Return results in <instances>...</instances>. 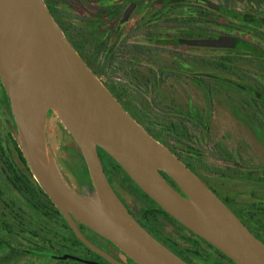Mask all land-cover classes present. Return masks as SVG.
Instances as JSON below:
<instances>
[{
    "label": "rangeland",
    "instance_id": "1",
    "mask_svg": "<svg viewBox=\"0 0 264 264\" xmlns=\"http://www.w3.org/2000/svg\"><path fill=\"white\" fill-rule=\"evenodd\" d=\"M159 3H164V0H101L98 5L72 0L69 4L73 12L70 21L76 27V32L82 35L86 33L81 27H84L88 19L93 25L90 28L91 34H104L109 39L107 49L99 52L90 69L98 74L103 84L116 87L117 92L124 95V102L132 113L140 115L141 112L150 120H159L167 126L170 133V127H173V133L168 138L164 137L169 146L177 145L180 149H185V153L194 158L200 167L207 163L213 169L219 165L226 170L232 169L229 175L231 178L217 182L216 175L213 174L214 180L211 181L216 187L229 190L231 199L234 194L239 193L244 202L252 194L258 198V203L264 204V100L257 95V100L253 103L249 93L250 86L255 83L259 93L264 95V0H176L171 3L174 7L171 11L156 17L160 21H169V24H155L158 29L150 28L153 34L151 36L144 25L151 26L149 22L153 19L148 18V11H152ZM258 3L262 5L261 8ZM177 5L182 6L176 9ZM116 7H121L122 13L117 17L116 30L112 36H108L103 32L96 13L106 9L111 11ZM199 9L204 13L200 15ZM232 10H237L240 14L249 13L263 21L250 22L242 17L237 18L228 12ZM144 17L146 20L141 22ZM192 19L196 21L197 27L204 28L203 37L193 34L182 38L191 40L226 35L245 41L259 50L257 54L247 52L241 42L232 48H214L175 44L159 37L161 33L162 36L170 33L179 35L181 30L177 25H183L184 21L186 23L183 29L191 31ZM138 26L142 30L134 33L139 29ZM94 42L93 49L99 45L97 40ZM225 59H230L232 63L222 69L219 63ZM152 67H164L165 73L163 87L156 89L161 95L155 102H152L155 97V92H152L154 87L149 88V92L141 97L138 88L132 85L135 80L143 81L140 78L141 72L146 74ZM183 67H194L190 76L199 72L195 69L206 67L205 72L209 78H204L205 83L198 85L192 82L193 79L183 75L186 72ZM217 73L225 80L221 82V86H218V82L214 83L217 80L212 78ZM209 85L215 86L211 93ZM238 87L240 92L237 91ZM9 104V95L0 78V240L5 246L0 249V254L8 250L21 251L22 255L10 264L55 263L61 254L92 258L84 247L76 243L64 219L57 215L55 218H47L44 212L31 204L22 184L28 175L26 168L11 142L12 130L1 115V109ZM255 115L258 123L256 130ZM144 122L146 128L154 134L161 131L159 127L148 125L146 120ZM46 140L49 155L62 180L73 191L88 196L93 191V184L81 150L52 111L47 119ZM222 158L235 160L236 165L232 167L223 163L220 160ZM122 173L119 169L111 168L113 182L123 203L155 238L189 264H233L174 218L162 212L132 180L126 176L123 180L125 174ZM37 199L40 203L43 201L40 196ZM151 207L160 212V225H155L143 216V211ZM45 209L50 213L55 206L49 202ZM52 214L54 215L53 212ZM11 215L19 216H15L17 222L11 219ZM13 228L22 235L31 231L40 240L36 238L32 240V244H28L22 237L20 240L23 241L15 243L10 238ZM82 230L95 243L105 245V241L95 235L94 231L85 226Z\"/></svg>",
    "mask_w": 264,
    "mask_h": 264
},
{
    "label": "water",
    "instance_id": "2",
    "mask_svg": "<svg viewBox=\"0 0 264 264\" xmlns=\"http://www.w3.org/2000/svg\"><path fill=\"white\" fill-rule=\"evenodd\" d=\"M180 42L232 48L236 38L224 35ZM0 78L10 99L13 134L34 179L91 251L111 264H123L85 238L76 220L136 264H189L129 212L108 180L100 148L168 215L235 264H264V243L180 158L126 112L69 42L45 0H0ZM51 111L81 150L93 184L88 196L70 189L53 165L46 140Z\"/></svg>",
    "mask_w": 264,
    "mask_h": 264
},
{
    "label": "flooded vegetation",
    "instance_id": "3",
    "mask_svg": "<svg viewBox=\"0 0 264 264\" xmlns=\"http://www.w3.org/2000/svg\"><path fill=\"white\" fill-rule=\"evenodd\" d=\"M155 24H157L158 26H162V24L159 23V20H157V22H155L153 25L151 26H148L146 25V27H149V28H153V27H157L155 26ZM145 27V25H144ZM145 27V28H146ZM158 29V27H157ZM160 29V27H159ZM157 37V35H156ZM160 37V36H159ZM167 37H169L170 39H167ZM163 41L165 42H170V43H179V44H183L180 42V40H188L187 38H180V37H177L176 34H167V35H164L163 36L161 35V37ZM202 39V38H201ZM237 40L238 38L236 39V43H237ZM236 46V45H235ZM259 50V49H258ZM257 54V49H255L254 51V54ZM159 55L156 54V57H158ZM159 60V59H158ZM153 68V69H152ZM146 74L141 72L140 74V78H143V81L142 79L140 80H135V82L133 81L132 85H134V87L138 88V91L139 93H141V97H143V95L147 94L149 92V88L151 87H154L155 89L152 91V92H155V97H153L152 99V102H155L156 100L159 99L160 97V91L156 89H159L161 87H163V82H165V79L163 78V74L165 75V73H163V68L164 67H157L156 69H154V67H152ZM186 69V72L185 75L186 77H190L192 80V82L198 84V85H202L203 83H205V80L204 78H209L207 75H206V72H205V69L206 67H200L199 69H195V71H199L197 72V74L195 75H191L190 76V72L192 73V70L194 69V67H183ZM222 69H224V67H221ZM95 75L99 78L98 74L93 70L91 69ZM204 70V72H203ZM194 71V70H193ZM208 71V67H207V70ZM182 72V71H181ZM189 72V73H188ZM183 73V72H182ZM219 75V73L217 74H214L215 77H212V78H215L217 81L214 82V83H217L218 82V86H221V82H224L225 80L223 78H221ZM193 77V78H192ZM220 78V79H219ZM208 82V81H206ZM104 85L108 88V90L115 96V98L121 103V105L123 106V108L126 110V112L136 120L137 123H139L141 126H143V128L152 136L154 137L156 140H158L159 142H161L162 144H164L167 148H169L178 158H180L182 160V162H184L188 168H190V170H192L211 190H213L217 196L223 200L226 205L242 220V222L248 227V229L259 239L261 240L263 243H264V204H260L258 203V198L255 196V195H252L250 194V196L248 197L247 201H241V197H240V194L237 193V194H234V197L233 199L230 198V191L227 190L226 188L224 187H216L215 185L212 184L211 181L214 180V176L213 174L216 175V179H217V182L218 180H226L227 178H231L229 175H230V171H233L232 169L231 170H226V168L224 166H216V169H213L212 167H209L208 164H204L203 166H198L197 162L194 160V158H192L189 154L185 153V149H180L177 145H173V146H169L165 140H164V137L165 138H168L170 136V134L173 133L174 131V128L173 127H170V131L171 133L169 132L167 126L164 124V123H161L159 122V120L157 121H154L155 119L153 120H150L149 117L147 116H144L141 114L140 112V115H136L134 113H132V111L129 110V108L126 106L125 102H124V95H121L119 92H117L116 90V87H113V86H108L107 84L104 83ZM256 84L254 83V86H250V89H249V93H250V98L251 100H254L253 103H255L257 100V95L260 96V99H263L264 100V95L260 94L259 92V89L256 88ZM210 87V90H209V93H211V90L213 91V87H215L214 85H209ZM237 91L240 92V88L238 87L237 88ZM143 94V95H142ZM250 100V101H251ZM251 104V103H250ZM11 108V106H10ZM11 113V116H12V119H13V124H14V127H15V122H14V117L12 115V112L10 111ZM2 115V114H1ZM3 116V115H2ZM140 116V118H139ZM8 123V121H10L8 118H5ZM255 119H256V124H255V130L258 129L257 128V117L255 115ZM144 120L147 121V124L148 125H153V126H156V127H159L161 129V131H159L158 134H154L151 130H149L148 128H146V122H144ZM155 122H158V123H155ZM9 124V123H8ZM163 125V126H161ZM20 147V146H19ZM102 149L99 148V156H100V159L102 161V164H103V168H104V171L108 177V180L110 181V184L111 186L113 187L115 193L118 195V197L122 200L121 198V194L120 192L117 190L116 188V185H115V182H113V179H112V174H111V168L112 169H118L116 167V165L113 163L112 159H110L108 156L104 155L103 152L101 151ZM24 155V154H23ZM25 157V156H24ZM20 158V157H19ZM21 160V158H20ZM26 160V159H25ZM223 163H226L228 165H231L232 167H234L236 164L235 160L233 161H229V160H224V158L220 159ZM27 162V161H26ZM21 163L23 164V166L26 168V171H27V176H25L24 180L25 181H32V172L29 168V165L28 167L25 165V163L21 160ZM29 168V169H28ZM115 173V171H113ZM122 173V171H121ZM123 174V173H122ZM124 177H122V179L124 180L126 177V175H123ZM164 176L166 177V179L168 180V182L178 191L181 192L180 188L178 187V185L173 181V179H171L169 176H167L166 174H164ZM34 178V177H33ZM20 179V178H19ZM118 179V178H117ZM121 179V180H122ZM120 180V179H119ZM120 180V181H121ZM36 181V180H35ZM126 182V181H125ZM23 184V183H22ZM24 185V184H23ZM39 185V184H38ZM24 188H25V191L28 192L27 190V187L24 185ZM28 196H29V200L31 202V204L35 205L36 209L37 210H40L42 212H44V215L45 217L49 218V216H52V218H55V215H57L58 217H60L62 220L64 218V216L60 213V211L55 207V209L52 211L54 213V215L52 214V212H48V210L45 209V207L47 206V204L49 203V197L44 193H38V196L42 197L43 198V201H41V203L38 201V199L36 198L34 203H33V200H32V196H31V193L28 192ZM148 196V195H147ZM146 197V196H145ZM149 197V196H148ZM150 198V197H149ZM233 200V202H232ZM51 201V200H50ZM123 201V200H122ZM51 204H53L51 202ZM125 204V203H124ZM54 205V204H53ZM55 206V205H54ZM126 206V204H125ZM128 208V207H127ZM129 212L137 219V216L135 214H133L131 212V210L128 208ZM11 213L13 214L12 210H11ZM15 214V213H14ZM50 214V215H49ZM17 218H19L18 215H15ZM11 215V219H13L15 222H17L16 220V217ZM138 220V219H137ZM66 221V220H65ZM67 222V221H66ZM139 222V220H138ZM76 223H77V226L78 228L80 229V231L82 232V234L85 236V238H87L91 243H93L94 245H96L97 247H99L100 249H102L103 251L107 252L108 254H110L111 256H113L114 258H116L118 261H120L121 263L123 264H136L135 262H133L129 257H127L123 252H120L119 249H116L115 247H113L109 242L108 240L104 239L103 237L99 236L98 234H96L94 232L95 235H97L98 237H100L102 240L105 241V245H99L97 243H95L93 241V239H91L86 233L83 232L82 228L85 226L83 225L81 222L77 221L76 220ZM68 224V223H67ZM86 227V226H85ZM88 228V227H87ZM71 229V228H70ZM89 229V228H88ZM185 229H187L185 227ZM91 230V229H90ZM190 231V230H189ZM73 232V231H72ZM71 232V233H72ZM75 235V234H74ZM193 235L196 236V234L193 233ZM24 238L25 241L28 243V244H32V240L33 239H36L38 238L40 240V237H36V235L34 234L33 235V232H29V231H26V233L24 235H22L21 233H19V230H16L15 228H13L11 230V236L10 238L13 239V241L15 243H17L18 241H23V240H20L21 238ZM199 237V236H198ZM200 238V237H199ZM202 240V242H205L206 241L202 238H200ZM80 244V243H78ZM0 245H3L4 244L2 243V241L0 240ZM82 247H84L88 253L92 256V258H89V259H86V258H82V257H77V256H72V257H75L76 259H82L84 261H97L101 264H111L109 261H107L105 258H103L102 256L94 253L93 251H91L88 247H86L85 245L83 244H80ZM5 247V246H4ZM13 251L15 254H21V251H16V250H11ZM61 255H64V254H61ZM59 256V255H58ZM191 264V262H190ZM235 264V263H234Z\"/></svg>",
    "mask_w": 264,
    "mask_h": 264
},
{
    "label": "trees",
    "instance_id": "4",
    "mask_svg": "<svg viewBox=\"0 0 264 264\" xmlns=\"http://www.w3.org/2000/svg\"><path fill=\"white\" fill-rule=\"evenodd\" d=\"M51 13L53 14L54 18L56 19L57 23L59 24V26L62 28V30L64 31L67 39L69 40V42L72 44V46L79 52V54L82 56L83 60L87 63V65L91 68L92 67V63L96 62V58L99 56V52H103L107 49L108 44H109V39L105 37L104 34L101 35H95V34H91L90 33V28L93 26L91 23H89V20L86 19L87 21L86 24L84 25V27H81V30H84L86 33L84 35H82V33H77L76 32V27L73 25V23L70 21V18L73 15V12L70 9L69 4L71 3L72 0H45ZM80 1L81 3L84 4H99L101 2V0H77ZM139 1V0H136ZM151 1V0H149ZM176 2V0H174ZM173 0H164V3H159L158 6L153 7L152 11H148V18H152L153 20H150L149 25H153L154 21H156V17L161 15V14H165L169 11H171L174 7L171 3L174 2ZM255 0H249V2H252ZM146 6V5H145ZM144 6V7H145ZM182 5H177L175 8L176 9H180ZM258 7L261 8L262 5L258 3ZM220 9L224 10V8ZM90 12H92L90 10ZM230 14H232L233 16H236L237 18L242 17L245 20H248L250 22H262L263 19L262 18H254L252 15H250L249 13H244V14H240L237 10H232V11H228ZM122 13L121 7H116V8H112L111 11H109L108 9H106L104 12H99L96 13V17L100 20L101 24L100 26L103 27V32L107 33L108 36H112L113 32L116 30V20L117 17L120 16ZM201 13H204L203 10L199 9V14L201 15ZM195 18V17H194ZM145 17L143 19H141V22L145 21ZM177 20V19H176ZM160 24H169V21L167 20H163L160 21ZM186 22H183V25ZM189 24V23H188ZM180 23H178L177 27L178 29L180 28V33L179 35H176L177 37H191L193 34L199 36V37H203V33L205 30L203 27H197L196 26V21L195 20H191V31H187L188 29H183V26ZM146 27V25H145ZM139 28V26H138ZM148 28V34L153 36V34L150 32V28ZM140 30H142V28L136 29V31L134 33L139 32ZM162 34V33H161ZM161 34L159 35L161 37ZM189 35V36H188ZM212 37V36H210ZM97 38V39H95ZM97 40V43L99 44L97 48L93 49V45L95 44L94 41ZM241 42L244 46H242L243 48L246 49L247 52H252L254 53L255 49L248 44L247 42H243L240 41L239 39L237 40V43ZM237 43H235V45H237ZM258 50V49H257ZM98 51V52H96ZM261 53V52H260ZM259 53V54H260ZM136 59V58H135ZM228 63H232V61L230 59H225L224 62L219 63L222 67H226V65ZM11 108H10V104L4 108L1 109V114L3 115L4 118H8L10 121H8L9 126L11 128L12 134H11V142L14 145V149L16 150L18 156L21 158V160L25 163V165L28 167L27 162L25 160V157L23 155V152L21 150V148L19 147V144L17 142V140L15 139V136L13 134V119L11 116ZM2 133L0 132V151H2ZM103 152L104 155L108 156L110 159L111 156L106 153L104 150H101ZM82 159L83 155L81 154ZM113 163L116 165V167L122 171L127 178H129L130 180H132L127 173L120 167V165L114 161L112 159ZM29 169V168H28ZM90 178V176H89ZM91 180V179H90ZM135 183V182H134ZM23 184L27 187V190L29 193H31L32 196V200L33 203L35 201L36 198H38V193H43V190L41 189V187L38 185V183L35 181V179L32 177V181H23ZM136 184V183H135ZM139 188V187H138ZM140 189V188H139ZM141 190V189H140ZM142 191V190H141ZM143 192V191H142ZM143 194L150 199L160 210H162V212H164L166 215H168L156 202H154L151 198H149L144 192ZM49 202L51 203L50 199ZM143 216L145 218H147L148 220H150V222L154 223L155 225H160V212L157 211L156 209L151 208H147L143 211ZM170 216V215H169ZM184 227V226H183ZM185 228V227H184ZM71 230V229H70ZM72 232V230H71ZM191 232V231H190ZM193 233V232H192ZM76 243H80L82 244L79 239H77V237L74 235V233L72 232ZM197 236V235H196ZM201 238V237H200ZM113 247H115L116 249H118L114 244H112L110 241H108ZM210 247L214 248L216 251L220 252L225 259H227L228 261H230L231 263L234 264V262L228 258L225 254H223L221 251H219L217 248H215L214 246H212L211 244H209L208 242H206ZM5 247L3 245H0V249H4ZM172 250V249H171ZM174 251V250H172ZM121 252V251H120ZM176 253V252H175ZM19 254H15L13 251L8 250L2 254H0V264H10L12 263L14 260L18 259ZM48 264H101L97 261H84L82 259H76L75 257H72L70 255H60L57 258V261L54 262H47Z\"/></svg>",
    "mask_w": 264,
    "mask_h": 264
},
{
    "label": "bare ground",
    "instance_id": "5",
    "mask_svg": "<svg viewBox=\"0 0 264 264\" xmlns=\"http://www.w3.org/2000/svg\"><path fill=\"white\" fill-rule=\"evenodd\" d=\"M22 66V65H21Z\"/></svg>",
    "mask_w": 264,
    "mask_h": 264
}]
</instances>
